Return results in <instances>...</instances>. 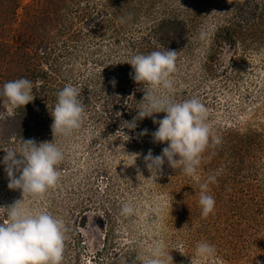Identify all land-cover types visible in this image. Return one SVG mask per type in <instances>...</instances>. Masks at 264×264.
<instances>
[{"label": "rangeland", "instance_id": "1", "mask_svg": "<svg viewBox=\"0 0 264 264\" xmlns=\"http://www.w3.org/2000/svg\"><path fill=\"white\" fill-rule=\"evenodd\" d=\"M168 49L176 50L177 71L164 94L198 98L220 139L193 176L167 162L157 176L145 165L149 149L155 156L167 146L152 138L153 118L165 113L138 120L134 130L123 125L137 115L146 87L127 62ZM20 78L32 82L34 99L23 108L0 100L7 117L0 119V207L23 200L33 213L63 219L62 264H141L157 244L171 255L168 264H264V230L241 214L264 193V0H0V91ZM66 85L81 92L83 124L54 137L51 112ZM28 140L54 142L64 160L55 187L23 198L8 188L3 158ZM210 176L215 210L204 217L200 185ZM124 203L134 216L119 215ZM200 242L214 255L199 256Z\"/></svg>", "mask_w": 264, "mask_h": 264}, {"label": "clouds", "instance_id": "2", "mask_svg": "<svg viewBox=\"0 0 264 264\" xmlns=\"http://www.w3.org/2000/svg\"><path fill=\"white\" fill-rule=\"evenodd\" d=\"M206 35L201 32L200 38L205 39ZM176 59V50L168 49L137 54L127 62L134 70V75L130 73L133 80L146 87L140 107L136 109L137 115L132 121H125L124 127L134 130L138 120L153 117L155 113L166 114L160 120L153 118V123L159 127L152 133V138L154 143H166L167 146L155 156L149 149L143 158L148 171L157 176L162 174L165 162L172 169L179 167L188 176L195 175L202 163V154L210 145L220 143L206 122L208 110L198 98L176 102L164 94L173 90ZM110 83L115 86L117 82L113 78ZM32 89V82L26 78L9 81L0 91V100L23 108L34 99ZM84 113L80 90L66 85L58 92L51 112L53 136L67 137L79 130ZM6 118L5 113H0V119ZM147 134V129H144L139 136ZM63 160L64 153L54 142L37 144L34 140L23 141L19 152L9 150L3 158L8 188L22 191L23 198L25 195L39 197L45 194L58 184L60 174L57 166ZM215 182L216 177L210 176L200 185L199 205L204 217L215 210V199L208 194L209 183ZM22 203L23 200H17L10 206L0 207L7 213V222L0 223V264H62L69 232L65 221L47 212L33 213L22 207ZM135 211L131 203H124L119 215L130 218ZM196 252L201 257H208L214 255L215 248L207 242H200ZM169 260H172L171 255L163 245L157 244L141 264H168Z\"/></svg>", "mask_w": 264, "mask_h": 264}, {"label": "trees", "instance_id": "3", "mask_svg": "<svg viewBox=\"0 0 264 264\" xmlns=\"http://www.w3.org/2000/svg\"><path fill=\"white\" fill-rule=\"evenodd\" d=\"M31 103V102H30ZM29 104V103H28ZM257 195V197H256ZM255 195V203L253 204V208L250 209L251 212L248 211H242L243 216H253L252 220H254V225L258 224L259 231L264 230V193H261L260 195ZM255 205V207H254Z\"/></svg>", "mask_w": 264, "mask_h": 264}]
</instances>
